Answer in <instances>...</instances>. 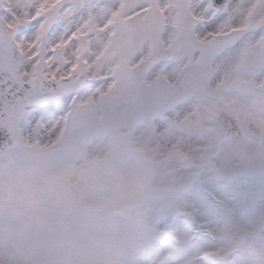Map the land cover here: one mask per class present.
Segmentation results:
<instances>
[{
	"label": "snow or ice",
	"instance_id": "obj_1",
	"mask_svg": "<svg viewBox=\"0 0 264 264\" xmlns=\"http://www.w3.org/2000/svg\"><path fill=\"white\" fill-rule=\"evenodd\" d=\"M0 264H264V0H0Z\"/></svg>",
	"mask_w": 264,
	"mask_h": 264
}]
</instances>
